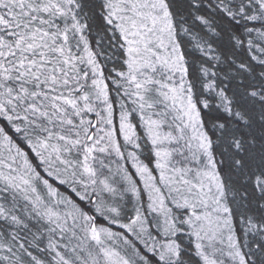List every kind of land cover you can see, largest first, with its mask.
<instances>
[{"label": "snow or ice", "instance_id": "6c2138e0", "mask_svg": "<svg viewBox=\"0 0 264 264\" xmlns=\"http://www.w3.org/2000/svg\"><path fill=\"white\" fill-rule=\"evenodd\" d=\"M0 264H264V0H0Z\"/></svg>", "mask_w": 264, "mask_h": 264}]
</instances>
